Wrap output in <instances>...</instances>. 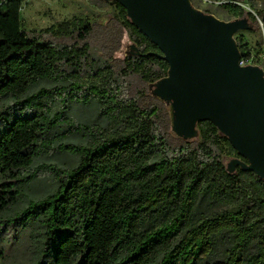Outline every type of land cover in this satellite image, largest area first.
<instances>
[{"label": "trees", "instance_id": "trees-1", "mask_svg": "<svg viewBox=\"0 0 264 264\" xmlns=\"http://www.w3.org/2000/svg\"><path fill=\"white\" fill-rule=\"evenodd\" d=\"M24 2L0 0V234L33 248L28 264H264V180L227 171L240 156L211 122L172 139L148 91L170 67L126 10L36 32ZM125 32L139 54L119 60ZM45 155L72 160L36 167Z\"/></svg>", "mask_w": 264, "mask_h": 264}, {"label": "water", "instance_id": "water-1", "mask_svg": "<svg viewBox=\"0 0 264 264\" xmlns=\"http://www.w3.org/2000/svg\"><path fill=\"white\" fill-rule=\"evenodd\" d=\"M101 1L118 2L168 63L154 94L171 104L173 132L194 141L198 124L211 122L240 156L227 171L239 167L264 180V70L240 66L235 40L248 21H221L190 0Z\"/></svg>", "mask_w": 264, "mask_h": 264}, {"label": "rangeland", "instance_id": "rangeland-1", "mask_svg": "<svg viewBox=\"0 0 264 264\" xmlns=\"http://www.w3.org/2000/svg\"><path fill=\"white\" fill-rule=\"evenodd\" d=\"M192 5L209 15L225 22L235 21L237 19H246L248 27L235 35L237 44H242L245 48L246 60L254 66L264 70V21L258 16V12L264 13V0H190ZM229 6H238L251 13L258 19L256 24L247 14L244 16L236 15V9ZM115 13V7L102 2L101 0H25L21 17L22 27L26 31H41L52 26H58L61 22L72 21L75 19L84 20L89 23L98 22L106 23ZM136 45L129 39L125 32L121 50L115 55L116 59L124 60L129 56L137 55ZM85 83L93 82L89 78L83 80ZM141 83L136 78L128 80L129 90L134 93ZM155 85L148 88L150 94H154ZM155 95V94H154ZM156 96V95H155ZM157 97V96H156ZM166 107L171 111V104L166 102ZM85 115L93 117L94 115L85 112ZM72 118H83L81 109L78 106H72L69 111ZM172 139H179L173 132V125L169 131ZM198 139V138H197ZM196 139V140H197ZM79 143L78 140H74ZM238 157L224 156L226 167L230 162ZM43 156L36 167L45 164L60 165V162L72 160L65 157ZM40 177H48V182L52 179L50 172L40 168ZM43 186L40 185L39 190ZM203 208H201L202 210ZM0 234V264H28L29 260L34 257L33 248L29 247L22 240L19 233L4 230Z\"/></svg>", "mask_w": 264, "mask_h": 264}, {"label": "built area", "instance_id": "built-area-1", "mask_svg": "<svg viewBox=\"0 0 264 264\" xmlns=\"http://www.w3.org/2000/svg\"><path fill=\"white\" fill-rule=\"evenodd\" d=\"M249 65L254 66L252 63L248 62L245 57L241 59L240 66L245 67Z\"/></svg>", "mask_w": 264, "mask_h": 264}]
</instances>
